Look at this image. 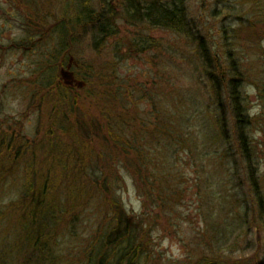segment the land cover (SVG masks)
Masks as SVG:
<instances>
[{
    "label": "rangeland",
    "instance_id": "1",
    "mask_svg": "<svg viewBox=\"0 0 264 264\" xmlns=\"http://www.w3.org/2000/svg\"><path fill=\"white\" fill-rule=\"evenodd\" d=\"M185 1L190 30L181 33L132 23L122 14L121 0H114L119 34L95 46L98 26L77 27L64 38L58 32L61 17H71L78 0H0V135L36 149L49 129L57 131L56 140L72 144L67 128L79 133L85 123L95 124L87 116L94 115L96 103L84 95L70 70L59 69L60 81L80 94L77 106L71 100L63 103L66 113L53 112L57 84L32 93V83L56 66L64 46L75 59L90 63L97 75L118 77L122 93H116V116L110 126L136 140L171 179V192L149 182L140 188L121 156V163L112 158L106 166L114 191L92 193L94 180L76 176L83 170L84 177L93 164L97 171L98 157L80 164L68 145L66 166L44 164L40 181L50 183L51 200L67 208L57 225L63 231L59 239L66 264L82 263L79 254L101 227L108 226L106 215L117 218L109 204L112 197L119 200L117 209L149 221L143 230L148 264H194L206 256H218L228 264H264V0ZM93 3L97 6L99 0ZM141 39L149 43L143 50L135 45ZM235 80L248 115V140L255 149L257 187L244 162L229 95ZM94 83L84 89L102 96V87ZM84 136L87 142L96 141L91 149L98 155L107 159L113 154L103 137L104 147L94 132ZM25 154L0 158V264L32 260L34 249L20 206L26 205L30 174L38 164L32 153ZM84 184L92 203L84 208L78 193L79 202L72 207L73 186L82 189ZM148 192L149 197L141 194ZM256 192L261 193L263 207L257 205ZM158 199L167 200L165 211L154 207Z\"/></svg>",
    "mask_w": 264,
    "mask_h": 264
},
{
    "label": "trees",
    "instance_id": "2",
    "mask_svg": "<svg viewBox=\"0 0 264 264\" xmlns=\"http://www.w3.org/2000/svg\"><path fill=\"white\" fill-rule=\"evenodd\" d=\"M121 3L123 6V16H126L132 23H142L155 29L181 33H186L190 30L188 9L185 0H121ZM100 4L101 11L98 10V5L100 6ZM98 5L95 6L93 0H78L75 8L72 9L73 14H71V17L67 20L61 17L58 22L57 28L59 34H63L64 38L67 37L71 31L75 30V28L82 27L83 29L89 25L91 27L98 26V32L94 35L95 46L107 44L111 38L117 37L119 34V29L116 25L118 13L113 7L114 0H99ZM70 11L69 9V12ZM66 12H68V8ZM39 26L41 25L39 24ZM148 44L147 40L144 41L142 39L139 40L138 43H135L136 46L140 47V50L147 48L149 46ZM131 46L132 45L129 47ZM62 57L63 61L61 62ZM78 60L79 59H75L73 52H69L68 50L65 51V47H61V49H59V62L56 64L57 67L54 64L53 67L48 68L49 70H47L38 81L32 83V93L36 95L39 90L50 88L52 84H57L59 88L52 91L56 94V97L51 100V102H53L52 104H54L53 112L58 109L59 111L57 113L59 116L66 113L63 108V103L71 100V103L75 102L74 106H77V97L80 94L76 93L74 90L68 89L60 81V76L58 74L59 69L62 70L65 68L66 70H70L76 82L81 83L83 88L81 91L84 95L96 103L94 115L88 114L87 116L95 120L94 125H88L84 122L85 126L83 131L79 133L67 128V133L73 138L70 140L72 144L67 140L60 139V137H57L56 140L55 135L57 131L49 129V132L47 131L44 135L43 141L41 140L40 144L36 145V149H32V147H30L29 144H25L24 141L21 142V140L17 141L15 138H9L8 134L0 135V158L4 155H13V157H15L16 155L18 156L24 153H26V156L31 157L32 153V159L35 165L38 164V169L35 168V166L34 169L30 166L33 169L30 174L32 180L24 196L27 202L26 205L20 206L24 213L23 216H25L26 219V226L28 225V243L34 249L31 254L32 260L29 261V263L28 261H24V264H31V262L33 264H57V262H59V264H66L62 259L63 251L61 250L59 239L60 232L63 233V231L59 229L57 225L66 214L67 208L65 204L51 200L52 197L49 191L52 190V187L50 183H46V186L45 183L40 180L44 178L43 171L46 166L55 165L57 163L60 169V167L67 165L68 157L64 154V150L69 146L68 149L71 147L74 149L75 157L79 159L80 164H86V159L89 161L93 160L94 162L98 157L99 163L96 165L97 171L93 164L92 167H88L90 172L86 171L84 177H81L83 175V170L79 177L76 176V179L81 178V180L85 182L90 179L94 180L92 193H104V191L112 193V191H114V186L112 187L111 183L115 184V181L114 179L111 180L107 175L106 166L110 165L108 162H110L112 158H114L117 163H121V156H123L124 159L123 163H125L133 173L134 179L140 188H142L145 183L149 182L155 183L163 189H168L170 192L173 190L171 179L160 171V168H158L153 160L148 159L149 155H145L146 152L143 147L136 145V140L131 141L127 139L125 133L122 134L120 131L110 126L114 116H116L113 110L116 109L114 106L116 103V93H122L120 91L121 81L117 76H114V74L103 78L100 74L97 75V72L95 73L90 63ZM94 82L102 87L104 91L102 96L96 95L95 91L92 92L90 88L84 89L86 84L94 85ZM215 86L217 88L216 91H218L219 84L217 83ZM28 90L30 91V88ZM229 93L234 102V119L241 136L240 144L242 146L244 162L248 165L251 179H254L253 186L257 187L258 177L256 174H253L252 166L255 161V149L251 146L250 140H248V132L246 130L249 120L242 106L240 99L241 93L237 80L232 82ZM73 96H75L76 99H73ZM96 96L97 100L95 99ZM121 99L124 100L123 98ZM94 116L95 119H93ZM67 117L68 115L64 118L66 119ZM57 121H55V124H58ZM62 130L64 131L65 129ZM92 132L98 137H96V139L99 144H101V138L103 137L104 142L109 143L107 148H112L113 146V154L108 155L107 159L102 155H98L95 149H91L92 145L96 144V141L87 142V137L84 136V134L89 137ZM49 133L51 134L49 135ZM53 138L54 140H52ZM19 143H21V146ZM101 146L104 147L102 144ZM127 149L132 153H127ZM34 151H36V153ZM38 151L43 153L41 158H38V155H40L37 153ZM43 157L46 159L44 160ZM30 164H33V162ZM92 176H96L97 179H93ZM46 182H48L47 179ZM41 184L42 186L40 189H37ZM52 184L55 185L53 181ZM82 189L80 186L78 187V185L73 186L71 192L73 198L72 207H75L77 200L79 202V197H81L80 204H84V208L90 206L92 203V196L89 195L90 193L85 195V190L87 189L85 184ZM141 194L149 197L152 193L150 194V192H148ZM255 194L258 198L257 205L263 207L261 193L256 192ZM152 197L153 195L150 199ZM111 199H113V201H111ZM109 204L112 206L113 211H115V215L117 214V218L114 219L112 216L106 215V218H108L106 221L108 226L104 225V227H101L94 237V241L86 248L82 249L79 254V258L82 262L80 264H148L150 252H147L145 249L146 243H144V241L147 237L143 230L149 221H145L143 215L131 216L127 214L123 207L117 209L120 203L119 200L114 197L109 199ZM155 204H157V206L154 207L160 208L161 211H165L166 207L169 206L167 205V200L164 202L161 199H158ZM194 264L228 263L225 259L223 260L218 256H206Z\"/></svg>",
    "mask_w": 264,
    "mask_h": 264
}]
</instances>
